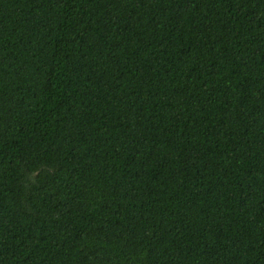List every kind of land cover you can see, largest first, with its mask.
I'll return each instance as SVG.
<instances>
[{"label": "trees", "instance_id": "1", "mask_svg": "<svg viewBox=\"0 0 264 264\" xmlns=\"http://www.w3.org/2000/svg\"><path fill=\"white\" fill-rule=\"evenodd\" d=\"M0 264H264V0H0Z\"/></svg>", "mask_w": 264, "mask_h": 264}]
</instances>
